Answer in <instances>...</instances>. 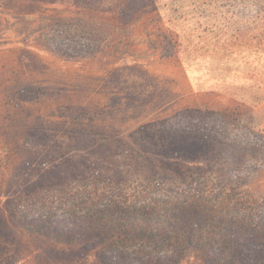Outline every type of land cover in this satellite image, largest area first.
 Here are the masks:
<instances>
[{
  "label": "rangeland",
  "instance_id": "374dc122",
  "mask_svg": "<svg viewBox=\"0 0 264 264\" xmlns=\"http://www.w3.org/2000/svg\"><path fill=\"white\" fill-rule=\"evenodd\" d=\"M24 53L28 65L19 59ZM131 84L143 88L144 98L161 93L157 96L172 101L165 113L157 112L160 117L212 126L233 146L217 152L212 167H186L184 181L160 183L155 189L191 193L200 186L219 214H233L227 225L236 230L244 222H256V212L264 218V0H161L130 19L117 10L33 0L0 3V178L12 177L15 166L10 165L19 151V142H3L8 133L28 128L30 120L44 124L39 129L63 148L73 136L97 127L88 120L92 104L102 112L104 132H145L144 116L152 113L153 104L133 110L117 104L119 97L128 96L122 87ZM24 86L39 89L13 115L6 94ZM108 98L112 108L111 102L104 103ZM24 160L31 158L20 159L18 166ZM70 185L64 191L49 189L40 198L41 212L63 216V221L0 243V264L210 263L211 255L188 245L181 231L116 238L118 229L112 227L106 247L116 240L112 254L100 250L88 255V224L121 221L123 213L115 205L133 204L137 190L116 181L99 190L102 199L95 201L88 186ZM99 208L105 211L98 214ZM215 256L213 264H242L239 257ZM261 261L264 255L249 263Z\"/></svg>",
  "mask_w": 264,
  "mask_h": 264
},
{
  "label": "trees",
  "instance_id": "16d2710c",
  "mask_svg": "<svg viewBox=\"0 0 264 264\" xmlns=\"http://www.w3.org/2000/svg\"><path fill=\"white\" fill-rule=\"evenodd\" d=\"M33 1L67 4L99 11L117 10L125 19H130L138 11L161 0ZM9 2L10 0H0L3 4ZM19 59L25 60L24 63L28 65L27 54H22ZM157 84L159 82L153 85L154 91L157 90ZM37 89L39 88L24 86L6 94L9 111L16 115L23 105L30 102ZM120 91L128 95L119 97L117 104L119 107L124 106L123 109L133 110L153 104L152 113L144 116L147 130L142 134L126 136L125 133L119 135L104 132L99 124V120H104L102 112L94 104L92 105L95 108L88 114V120L91 124L97 123V127L92 128V132L88 134L73 136V140L68 141L69 144L64 148L57 140L50 142L45 133L47 130L39 129L41 123L37 124L33 120L27 122L28 128L8 133V138L2 141L3 145L19 142V151L14 164L10 165L15 166L12 177L8 180L0 178V243L20 240V234L26 230L39 232L44 230L46 223L50 226L56 221H63V216L41 212L43 201L40 198L48 196L49 189L64 191V188L72 187L70 184L78 183L88 186V194L98 197L96 201L102 199L99 190L117 181L136 189V197L133 204L115 205V210L123 213L121 221L112 219L108 221V225L101 221L88 224V241L89 244L92 242L88 245L92 246L91 249L88 247V255H91L89 252L94 251L96 254L100 250L112 254L116 240L112 243L114 245L108 249L106 247L110 242L109 237L113 236L109 233L113 227L118 229L116 238L121 234L128 237L147 232L155 238L156 235H172L181 231L189 240L188 245L192 242L197 249L211 255L209 264L217 261V252L239 257L242 264H250L251 260L258 261L263 257L264 218L260 212L254 214L256 222H244L236 230L227 225V221L233 219V214H219L200 186L192 188L191 193H179L177 187L174 188L176 191L155 189L160 183L177 179L184 181L182 172L186 167H212L215 154L224 146L232 149V143L221 139L212 126H190L185 124V118L179 120L176 116L160 117L159 112L165 113L172 102L160 98L161 93H152L151 97L144 98L143 88L132 84L123 86ZM110 102V98L104 101L107 106ZM110 106L113 107L112 102ZM153 114L157 116L151 118ZM111 126L114 129L115 124ZM1 149L7 153L6 148ZM25 157L31 160H24L18 166L20 159ZM181 181L178 184L180 187L183 183ZM152 205L156 206V212ZM103 211L105 210L100 208L97 210L98 214ZM101 236L107 242H98L97 237ZM229 237H232V241L227 240Z\"/></svg>",
  "mask_w": 264,
  "mask_h": 264
}]
</instances>
